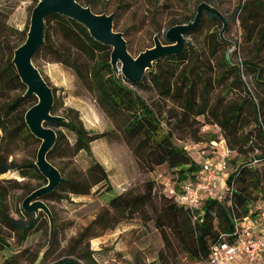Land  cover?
<instances>
[{"label": "trees", "instance_id": "obj_1", "mask_svg": "<svg viewBox=\"0 0 264 264\" xmlns=\"http://www.w3.org/2000/svg\"><path fill=\"white\" fill-rule=\"evenodd\" d=\"M77 1L82 3L80 0ZM205 1L220 11L227 23L229 18L216 4L212 0ZM82 4H88V1ZM195 6L185 20L172 18L164 29L173 23L191 19ZM110 12L114 21V12ZM234 16L239 17L243 38L250 44L251 56L256 57L264 49V0L237 2L229 15L230 18ZM203 17L212 20L220 28L221 22L218 17L212 12L202 10L196 24L186 33L197 31ZM50 20L55 21V29L65 43L58 44L48 40ZM26 29L21 30L22 38L11 47V51L23 40ZM218 30L204 34L202 47L185 43V38L178 51L156 58L151 67L145 69L140 79L127 80L120 73H115L110 66L109 45L95 40L87 29L73 18L51 12L44 17L43 41L31 57L33 62L40 51L45 50L49 59L60 61L71 68L83 85L93 93L94 99L112 124L122 131L130 150L135 153L138 147H148L143 161L149 170L155 165L165 164L176 172V180H191L200 167L192 160L185 148L187 141L180 145L172 142L173 130L166 124L183 126L185 130L183 135L191 134L194 138L193 142L201 141L200 137L196 136L197 126L215 125L222 143L231 151L240 154L241 162L224 179L228 187L227 196L209 197L208 194H204L198 207L190 209L176 204L162 189L160 191L163 198L160 200V211L157 212L155 219L169 220L184 254L188 259L200 263L207 260L211 245L221 242L234 243L239 236L238 223L246 217L254 219L257 216L260 219L258 213L264 208V203H261L259 207L256 206V210H251V203L255 199L254 192L264 201V178L263 183L260 184L256 170L245 165V162H250V157H246L247 152H252L254 146L247 145L251 133L245 130V114L242 111L244 102L248 101L251 109L250 120L256 128L258 138L264 143V75L262 68L251 62V57L232 61L228 57L231 44L225 40L228 38L219 36ZM225 43L229 46L224 53L216 55L220 45ZM232 43L234 45V41ZM11 55L12 53L6 59L5 65L0 68V87L12 85L13 81L16 85H24L20 82L10 60ZM241 66L252 73L250 83L253 91L241 78ZM42 77L44 78L43 75ZM45 81L48 83L46 79ZM130 85L150 87L160 99L169 101L167 116L171 117L172 123L167 121L164 126L152 106ZM236 86L241 87L242 98L227 97L228 90ZM24 89L12 98L0 101V174L15 170L22 177L40 181L41 184L36 186L39 187L45 183V178L36 169L34 160L23 163L15 161L14 158L7 160L11 152L9 146L20 138L36 140L23 121L24 110L35 102L36 97L32 93L23 94ZM51 90L53 101L50 112L56 113L53 86ZM60 115L64 119L44 123L51 128L55 127L52 128L55 132V141L46 153V159L60 173L56 186L41 196L44 200L58 201L67 198L68 194L85 195L92 187L96 186L95 190L98 191L102 185L107 184V173L102 164L94 158H90L84 169L76 168L71 159L80 150L90 154L88 142L104 137V133L86 130L80 120L76 119L75 113L73 117ZM57 127L70 131L74 136L73 142L69 144L63 132ZM215 137V134L207 132L206 142ZM134 139H137V142L132 146L131 142ZM259 155L264 158V146ZM62 157H67L69 162L61 166L56 165L54 160ZM231 162L235 163L233 159ZM6 181L7 179H0V226L18 234V241H21L41 211L34 215L18 207L17 217L11 216L5 204L6 188L2 184ZM156 183L162 187L161 183ZM156 183L154 180L147 181L144 190L138 193L125 190L114 194L107 200L106 205L78 230L73 240L77 244L82 240L96 237L119 221L144 211L155 201L151 188ZM36 187L29 184L23 186L27 193ZM44 203L52 216L50 206ZM3 241L0 236V243ZM83 254L84 252L80 251L78 255ZM10 260L6 259L5 262ZM50 264L82 263L76 257L64 256Z\"/></svg>", "mask_w": 264, "mask_h": 264}, {"label": "rangeland", "instance_id": "obj_2", "mask_svg": "<svg viewBox=\"0 0 264 264\" xmlns=\"http://www.w3.org/2000/svg\"><path fill=\"white\" fill-rule=\"evenodd\" d=\"M80 1L82 3L88 1L90 8L97 12L113 11V28L122 31L128 50L135 55L139 50L152 44L154 32H157L161 41L164 42L162 34L166 24L172 18L185 20L200 0ZM212 1L229 18L222 32V36L231 42L234 41V45L229 47L228 57L232 61L251 57V62L261 67L264 75V49L256 57H252L250 44L242 35L239 17H229L233 7L241 0ZM33 3L34 0H0V68L5 65L6 59L12 53L11 47L22 38L21 30L27 28ZM218 29V24L203 17L197 31L185 34V43L189 42L202 47L204 34L209 31L215 32ZM48 30L49 41L58 44L65 43L63 37L55 29L54 20L49 21ZM228 46V43L221 44L216 55L224 53ZM33 62L49 85L54 87V102L57 105L55 112L69 117H73L75 113L76 119L80 120L86 130L93 133H104V137L88 142L90 154L80 150L71 159L76 168L84 169L90 162V158H94L104 167L107 173V184L102 185L98 191L94 186L85 195L68 194L67 198L58 201L42 199L52 211L51 234L48 219L43 212H40L33 226L21 241H18V234L0 226V236L4 240L0 243V264H50L64 256L76 257L82 264H201L199 261L188 259L184 254L169 220L155 219L157 212L160 211V200L163 198L160 193L162 187L156 182L173 185L175 180L171 178H176V172L165 164L155 165L151 170L146 168L143 160L148 147H138L135 153L130 150L122 131L112 124L94 99L93 93L83 85L71 68L60 61L49 59L45 50L40 51ZM240 71L242 80L252 90L251 71L244 66H241ZM130 86L152 106L163 125L167 121L172 123L171 117L167 116L169 101L160 99L150 87ZM23 89L24 85H16L14 81L12 85L0 87V101L14 97ZM216 90L217 88L215 92ZM242 94L241 87L236 86L228 90L227 97L240 99ZM242 111L245 114V130L251 133L247 145L254 146L252 152H247L246 157H250V162H245V165L256 170L259 182L262 184L264 158L259 157V153L264 143L258 138L256 128L250 120L251 109L248 101L244 102ZM166 125L172 127L171 140L173 143L180 145L185 141L190 142V145H186L185 148L192 160L199 166L212 156L211 144L206 142V133L215 134L216 141L220 139L217 126L212 124L197 126L196 136L200 137V142H193L194 138L191 134L183 135L185 131L183 126ZM57 128L63 132L69 144L73 142L74 136L70 131L62 127ZM136 142L137 139L132 140V146H135ZM38 143V139L34 141L20 138L15 144L9 146L11 152L7 160L14 158L15 161L21 163L33 161ZM231 159L235 163H232ZM68 162L67 157L54 160L58 166ZM240 162V154L232 151L228 157L224 174L219 177L220 186L218 182L213 183L211 190L207 193L209 197L228 195V187L224 179L235 170ZM0 179H7L6 182H2L6 188L5 204L9 214L17 217V208L20 207V202L27 193L23 188L24 184L36 187L41 182L30 177H22L15 170L1 173ZM151 180H154L156 184H153L151 188L155 201L150 206L130 218L119 221L100 235L76 244L73 238L78 230L87 224L101 207L106 205L110 197L125 190L141 192L147 181ZM253 195L255 199L251 203V210H256V206L264 201L256 192ZM80 251L84 254L79 256ZM6 259L11 260L5 262Z\"/></svg>", "mask_w": 264, "mask_h": 264}, {"label": "water", "instance_id": "obj_3", "mask_svg": "<svg viewBox=\"0 0 264 264\" xmlns=\"http://www.w3.org/2000/svg\"><path fill=\"white\" fill-rule=\"evenodd\" d=\"M202 10L212 12L218 17L221 22L218 34L223 38L222 32L226 25L224 16L215 6L200 0L196 3L191 19L173 23L164 29L163 37L166 42H162L158 34L153 33L152 44L133 55L127 49L122 32L113 28L112 12H95L88 4H82L77 0H36L32 5L24 38L13 48L10 60L20 82L25 86L23 94L32 93L36 97L35 102L24 110L23 121L31 135L39 141L33 163L40 175L45 178V183L27 193L22 198L20 207L34 215L38 211L43 212L49 222L50 234L52 216L41 196L56 186L60 173L46 159V153L55 141V132L44 123L62 120L64 117L50 112L53 101L51 86L31 60L33 53L43 41L45 15L57 12L81 23L95 40L110 46L109 63L114 72L120 73L127 80H138L156 58L167 53H174L181 48L185 33L196 24ZM225 40L233 46L229 39Z\"/></svg>", "mask_w": 264, "mask_h": 264}, {"label": "built area", "instance_id": "obj_4", "mask_svg": "<svg viewBox=\"0 0 264 264\" xmlns=\"http://www.w3.org/2000/svg\"><path fill=\"white\" fill-rule=\"evenodd\" d=\"M211 154L209 160L200 165L198 171L193 174L191 180H175L174 184H162V191L171 197L176 204L187 208H197L204 194L211 190L212 184L221 180L219 177L224 173L226 161L231 150L222 143L221 139L208 141ZM190 145V143H186ZM259 207V205H257ZM262 228L258 235L250 231L251 222L244 218L239 224V236L234 243L221 242L213 244L209 248L208 258L201 264H232L240 261L241 264H264V208L259 212Z\"/></svg>", "mask_w": 264, "mask_h": 264}, {"label": "crops", "instance_id": "obj_5", "mask_svg": "<svg viewBox=\"0 0 264 264\" xmlns=\"http://www.w3.org/2000/svg\"><path fill=\"white\" fill-rule=\"evenodd\" d=\"M215 156V154L213 153V155H212V157L211 158H213ZM224 173H222V175H223ZM220 180L218 181V184H219V186H220ZM117 194V193H116ZM203 195H204V193H203ZM260 205V204H259ZM259 214V213H258ZM250 220H253L252 222H251V225L250 226H252L251 227V229H250V231H251V233L253 234V235H258V233H259V231H260V229L262 228V222L260 223L259 221H258V218H255L254 217V219H251L250 218ZM240 261H236L234 264H241V263H239ZM233 264V263H232Z\"/></svg>", "mask_w": 264, "mask_h": 264}]
</instances>
